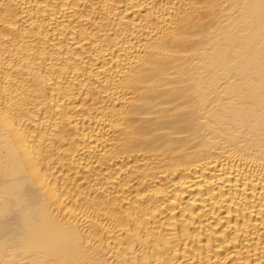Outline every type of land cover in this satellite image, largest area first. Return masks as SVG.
<instances>
[{"label":"bare ground","instance_id":"6f19581e","mask_svg":"<svg viewBox=\"0 0 264 264\" xmlns=\"http://www.w3.org/2000/svg\"><path fill=\"white\" fill-rule=\"evenodd\" d=\"M0 264H264V0H0Z\"/></svg>","mask_w":264,"mask_h":264}]
</instances>
